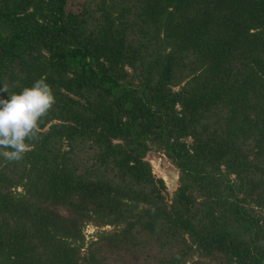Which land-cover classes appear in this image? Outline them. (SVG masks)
Listing matches in <instances>:
<instances>
[{"label":"trees","instance_id":"16d2710c","mask_svg":"<svg viewBox=\"0 0 264 264\" xmlns=\"http://www.w3.org/2000/svg\"><path fill=\"white\" fill-rule=\"evenodd\" d=\"M40 77L0 264H264V0H0V87Z\"/></svg>","mask_w":264,"mask_h":264},{"label":"clouds","instance_id":"9594fccd","mask_svg":"<svg viewBox=\"0 0 264 264\" xmlns=\"http://www.w3.org/2000/svg\"><path fill=\"white\" fill-rule=\"evenodd\" d=\"M55 99L53 87L44 77L18 91H9L7 85L0 87V148L7 149L5 157L22 158L30 147L29 140L39 131L41 117Z\"/></svg>","mask_w":264,"mask_h":264},{"label":"rangeland","instance_id":"374dc122","mask_svg":"<svg viewBox=\"0 0 264 264\" xmlns=\"http://www.w3.org/2000/svg\"><path fill=\"white\" fill-rule=\"evenodd\" d=\"M147 158L151 161L155 174L164 177L166 181H170L172 179V172L174 170L177 172V176L175 178V188H176L178 184L179 172L176 169L175 165L166 157V155H164L160 151L151 150L148 153ZM107 227L112 228V226H107ZM98 230L99 228L97 226H94L93 224L87 225L85 229L87 239L88 240L92 239L96 235V232Z\"/></svg>","mask_w":264,"mask_h":264},{"label":"water","instance_id":"95a60500","mask_svg":"<svg viewBox=\"0 0 264 264\" xmlns=\"http://www.w3.org/2000/svg\"><path fill=\"white\" fill-rule=\"evenodd\" d=\"M177 176V172L174 170L172 172V179L170 181H166V184H167V188L170 192H173L174 191V188H175V178Z\"/></svg>","mask_w":264,"mask_h":264}]
</instances>
